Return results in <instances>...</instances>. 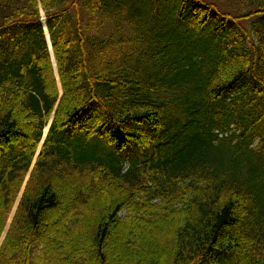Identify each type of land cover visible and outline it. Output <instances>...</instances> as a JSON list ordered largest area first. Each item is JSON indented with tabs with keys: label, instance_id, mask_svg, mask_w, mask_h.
<instances>
[{
	"label": "trees",
	"instance_id": "obj_1",
	"mask_svg": "<svg viewBox=\"0 0 264 264\" xmlns=\"http://www.w3.org/2000/svg\"><path fill=\"white\" fill-rule=\"evenodd\" d=\"M0 264H264V0H0Z\"/></svg>",
	"mask_w": 264,
	"mask_h": 264
},
{
	"label": "rangeland",
	"instance_id": "obj_2",
	"mask_svg": "<svg viewBox=\"0 0 264 264\" xmlns=\"http://www.w3.org/2000/svg\"><path fill=\"white\" fill-rule=\"evenodd\" d=\"M43 17H44V12H43ZM60 92L63 94V91H62V88H61V86H60ZM76 140V143H77V146H81V147H83V148H89V145H81L78 141H77V138L75 139ZM42 145H43V139H42V141H41V143H40V146H39V148H38V150H37V153H36V158H37V155L39 154V152L41 151V149H42ZM85 152L83 151V153H82V155L84 154ZM36 158H35V161H36ZM34 165H35V162H34V164H33V166H32V169L34 168ZM31 169V170H32ZM28 179H29V177H27V180H26V182H25V184H24V186H23V188H22V191H21V193H20V195H19V198H18V200H17V203H16V205H15V207H14V209H13V212H12V214H11V217H10V220H9V223H8V227H7V229L5 230V232H4V234H3V236H2V240H1V243L5 240V238H6V236H7V233H8V230H9V225L11 224V222H12V220H13V218H14V215H15V213H16V211H17V208H18V205H19V202H20V200H21V197H22V195H23V193H24V190H25V187H26V184H27V182H28Z\"/></svg>",
	"mask_w": 264,
	"mask_h": 264
},
{
	"label": "water",
	"instance_id": "obj_3",
	"mask_svg": "<svg viewBox=\"0 0 264 264\" xmlns=\"http://www.w3.org/2000/svg\"><path fill=\"white\" fill-rule=\"evenodd\" d=\"M48 42H49L50 49H51V51H52V45H51V41H50L49 38H48Z\"/></svg>",
	"mask_w": 264,
	"mask_h": 264
},
{
	"label": "bare ground",
	"instance_id": "obj_4",
	"mask_svg": "<svg viewBox=\"0 0 264 264\" xmlns=\"http://www.w3.org/2000/svg\"><path fill=\"white\" fill-rule=\"evenodd\" d=\"M47 131H48V128L46 129V133H47Z\"/></svg>",
	"mask_w": 264,
	"mask_h": 264
}]
</instances>
